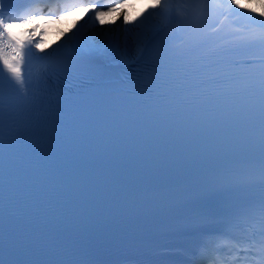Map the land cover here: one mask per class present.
Here are the masks:
<instances>
[{"label":"snow or ice","instance_id":"1","mask_svg":"<svg viewBox=\"0 0 264 264\" xmlns=\"http://www.w3.org/2000/svg\"><path fill=\"white\" fill-rule=\"evenodd\" d=\"M127 2L71 5L63 15L91 13V23L41 56L34 49L43 42L13 26L57 17L35 14L34 0H0V113L7 127L0 264H22L21 254L36 253L47 254L42 264H144L128 254L140 248L134 241L148 239L127 234V218L137 213L146 226L163 215L196 235L198 264H224L214 256L220 238L264 257V12L248 17L227 46L215 43L203 15L222 7L220 0H154L133 27L112 34L96 28L112 12L128 24ZM33 61L40 62L35 71ZM114 66L136 67L134 79L148 82L146 100L101 98L70 116L45 107L54 67L104 79ZM37 138L47 149L38 156ZM197 158L215 159L219 179L177 204L160 178ZM211 196L221 209L190 206ZM221 216L219 235L204 231Z\"/></svg>","mask_w":264,"mask_h":264},{"label":"bare ground","instance_id":"2","mask_svg":"<svg viewBox=\"0 0 264 264\" xmlns=\"http://www.w3.org/2000/svg\"><path fill=\"white\" fill-rule=\"evenodd\" d=\"M220 3L223 5L221 7L222 15L230 22L243 28L248 24V17L254 16L261 19L260 13L264 12V0H237L236 4H230V0H220ZM153 4L154 0H128L123 9L128 15V24H124L121 14L112 12L104 17L105 24L103 26L97 24L96 28L102 27L109 34L120 33L123 27H133L143 20L151 11ZM90 17L91 13H75L73 11V14L67 15L65 19L59 18L49 22L36 21L23 27L14 25L13 31L25 38L32 34L36 41H42V50L34 49V51L43 56L63 45L73 33L80 30L81 26H86V22L90 24ZM113 21L115 23H112ZM32 29H35V33L31 32ZM89 32H92L91 28ZM99 34L97 33V35Z\"/></svg>","mask_w":264,"mask_h":264}]
</instances>
